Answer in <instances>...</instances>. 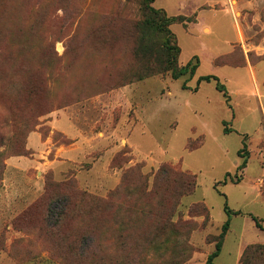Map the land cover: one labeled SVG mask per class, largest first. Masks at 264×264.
<instances>
[{"label": "rangeland", "instance_id": "1", "mask_svg": "<svg viewBox=\"0 0 264 264\" xmlns=\"http://www.w3.org/2000/svg\"><path fill=\"white\" fill-rule=\"evenodd\" d=\"M204 1L209 5L199 8ZM213 1L153 3L168 15L197 12L198 22L170 26L179 64L199 62L192 76L157 74L115 86L113 79L134 65L120 31L124 20L140 18L136 0H0V241L9 249L17 242L26 264H62L48 254L47 236L37 234L50 206L59 212L69 198L61 230L77 233L97 223L94 198L115 190L126 169L141 166L151 188L163 163L197 175L196 190L181 197L174 215L198 223L192 251L160 257L149 246L119 250L110 210L104 218L111 264H131L135 255L139 264H206L227 219L212 261L264 264V0ZM207 74L224 91L214 80L191 89ZM62 108L77 137L52 125ZM137 184L119 200L136 205ZM147 201L156 206L154 196ZM202 202L206 223L199 208L190 212ZM0 264L20 263L6 249Z\"/></svg>", "mask_w": 264, "mask_h": 264}, {"label": "trees", "instance_id": "2", "mask_svg": "<svg viewBox=\"0 0 264 264\" xmlns=\"http://www.w3.org/2000/svg\"><path fill=\"white\" fill-rule=\"evenodd\" d=\"M154 1L136 0L140 18L134 24L129 20H124L121 24L120 32L123 44L130 47L134 65L129 71L113 79L115 86H123L157 74L170 73L174 79L188 73L192 76L198 67V61L196 63L189 61L185 65L179 64L181 47L175 32L170 27L173 23L186 24L189 21H194L196 16L168 15L164 8L155 7ZM211 80L216 82L217 89L224 91L219 78L214 74L199 76L197 85L191 89L196 91L201 81ZM184 88H187L185 84ZM226 131H230V129L226 128ZM195 147L192 143L188 145L190 150ZM245 162L246 160L239 167H243ZM140 167L137 165L126 169L119 186L106 198H94L93 207L98 214V219L92 227L83 228L77 233L61 230L68 213L67 207L69 208L70 205L67 197L62 205L64 209L59 212L51 210V206L48 208L42 225L36 229L39 236H47L48 243L45 248L51 258L57 259L62 264H111L109 247L105 243L108 224L104 218V215L110 210L114 211V222L119 231L117 245L119 250L149 246L160 257L175 251L179 255L185 252L188 257L192 251L189 244L190 234L198 227V223L192 220H174V215L181 197L190 195L196 190L198 185L196 173L185 172L176 166L163 163L154 172L152 186L148 188L149 179L147 174L141 172ZM134 181L138 183V187H136L138 190L137 201L136 205L126 202V205L134 207L133 210L127 211L124 207L125 204L119 200V195L123 191L130 195L133 194L135 190L132 189L131 184ZM152 196L156 199V206L154 204L153 207H149L151 202L147 200ZM194 208H199L198 214L205 217L204 222L206 223L209 220V210L205 203L194 204L190 208V212ZM225 209L231 213L228 205H225ZM128 212L133 214H127ZM28 215V210L22 213V217H28ZM229 221L227 219L224 222L222 230L217 236L216 248L209 255L206 264H217L212 260L220 252L221 242L229 227ZM255 221L258 227H263L258 220L255 219ZM130 226L140 229L137 230L138 232H133L129 229ZM16 246L17 242L12 243L9 249L6 248L2 240L0 241V251L8 249L20 264L28 263L30 259H21ZM36 256L34 254L33 257ZM116 263L121 264L120 258L116 260ZM177 263L178 261L175 262V264ZM131 264H139L137 255L132 257Z\"/></svg>", "mask_w": 264, "mask_h": 264}, {"label": "crops", "instance_id": "3", "mask_svg": "<svg viewBox=\"0 0 264 264\" xmlns=\"http://www.w3.org/2000/svg\"><path fill=\"white\" fill-rule=\"evenodd\" d=\"M225 0H215V1H213L214 2V4H217V3H219V2H224ZM155 2V1H154ZM212 2V3H213ZM203 4H207V5H209V2L208 1H204L203 3H199L198 4V6H199V8L201 7V5H203ZM206 9V8H205ZM197 16H198V14H197V12H196V18H195V20L194 21H189V22H187L186 24L188 25V24H192V23H195V22H198L197 21ZM174 24V23H173ZM185 24V25H186ZM189 26V25H188ZM187 26V27H188ZM208 27V31H206V32H208V33H211L212 32V28H211V26H209V25H204L203 26V30L205 31V28H207ZM200 87V86H199ZM258 94H259V99H262V97H263V93H262V91L260 90L259 92H258ZM264 107V106H263ZM58 112H60V113H57V118H54L52 121H51V123H52V125L55 127V128H57V129H60V130H62L63 132H65L68 136H74V137H77V134L75 133V132H70V131H72L70 128H69V126H68V122L70 121V114H69V111H68V109H66V108H62L61 110H59ZM70 131H69V130ZM73 131H74V128H73ZM33 136V135H32Z\"/></svg>", "mask_w": 264, "mask_h": 264}]
</instances>
